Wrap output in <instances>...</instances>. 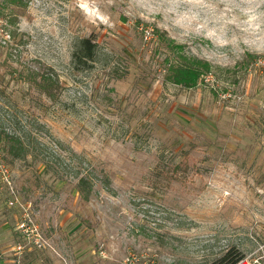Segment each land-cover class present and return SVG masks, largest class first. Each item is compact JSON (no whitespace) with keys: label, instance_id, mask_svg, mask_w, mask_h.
Here are the masks:
<instances>
[{"label":"rangeland","instance_id":"374dc122","mask_svg":"<svg viewBox=\"0 0 264 264\" xmlns=\"http://www.w3.org/2000/svg\"><path fill=\"white\" fill-rule=\"evenodd\" d=\"M26 4L0 0V264H264V0ZM166 38L217 68L165 81Z\"/></svg>","mask_w":264,"mask_h":264},{"label":"trees","instance_id":"16d2710c","mask_svg":"<svg viewBox=\"0 0 264 264\" xmlns=\"http://www.w3.org/2000/svg\"><path fill=\"white\" fill-rule=\"evenodd\" d=\"M4 1L13 3L19 7H26L27 5V0ZM157 37L159 39L162 38L159 33H157ZM166 40L171 46V50H176L171 59H166L168 63L164 75L165 81L190 88L195 86L199 81H203L206 75L211 74L212 71L217 68L205 59L188 56L182 53L177 49L180 48V45L176 44L174 40L170 38H166ZM96 47L97 43L91 39L90 36L81 38L72 52L73 63L75 65L90 64V62L95 59ZM36 86L42 94L54 100L57 97V90L60 85L58 80L54 79L49 73H43L36 82ZM211 91L216 95V91L212 88ZM75 188L83 199H89L92 191V183L86 177H80L76 182ZM240 259H242V254L237 249L230 248L226 250L216 262L219 264H236Z\"/></svg>","mask_w":264,"mask_h":264}]
</instances>
